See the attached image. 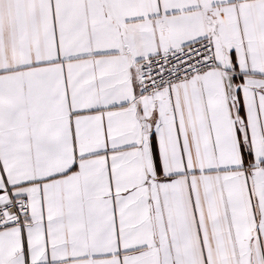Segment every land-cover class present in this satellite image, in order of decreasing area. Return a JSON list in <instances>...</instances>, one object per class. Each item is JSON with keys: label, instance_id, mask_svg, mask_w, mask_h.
<instances>
[{"label": "snow or ice", "instance_id": "6c2138e0", "mask_svg": "<svg viewBox=\"0 0 264 264\" xmlns=\"http://www.w3.org/2000/svg\"><path fill=\"white\" fill-rule=\"evenodd\" d=\"M0 264H264V0H0Z\"/></svg>", "mask_w": 264, "mask_h": 264}]
</instances>
